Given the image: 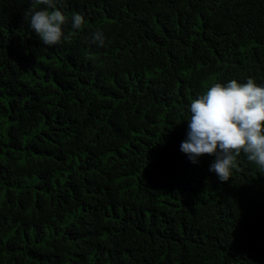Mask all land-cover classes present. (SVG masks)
<instances>
[{
	"label": "trees",
	"instance_id": "obj_1",
	"mask_svg": "<svg viewBox=\"0 0 264 264\" xmlns=\"http://www.w3.org/2000/svg\"><path fill=\"white\" fill-rule=\"evenodd\" d=\"M30 6L0 0V264H264V171L180 151L196 96L264 82V0H60L52 47Z\"/></svg>",
	"mask_w": 264,
	"mask_h": 264
},
{
	"label": "clouds",
	"instance_id": "obj_2",
	"mask_svg": "<svg viewBox=\"0 0 264 264\" xmlns=\"http://www.w3.org/2000/svg\"><path fill=\"white\" fill-rule=\"evenodd\" d=\"M60 0H31L26 15L30 30L49 47L67 39L65 28L70 24L79 31L85 18L79 12L67 15L59 7ZM101 29L91 33L90 43L103 46ZM186 139L180 151L192 164L205 156L214 157L209 172L226 182L243 154L264 171V82L248 78L245 82L231 79L216 82L196 96L188 105Z\"/></svg>",
	"mask_w": 264,
	"mask_h": 264
}]
</instances>
